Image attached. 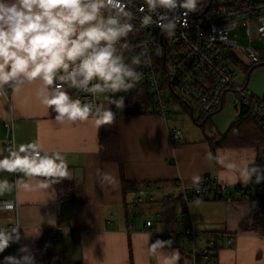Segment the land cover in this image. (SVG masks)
Segmentation results:
<instances>
[{
  "label": "crops",
  "instance_id": "obj_1",
  "mask_svg": "<svg viewBox=\"0 0 264 264\" xmlns=\"http://www.w3.org/2000/svg\"><path fill=\"white\" fill-rule=\"evenodd\" d=\"M227 1L233 4L246 0ZM239 28L246 33L245 27ZM238 29L235 34L239 43L242 34ZM257 53L264 62V52ZM236 56L237 65L232 64L237 70L238 82H250L251 73H247L240 63H246V59L244 56L242 59L241 54ZM241 74L244 81L240 79ZM39 87V82L26 84L19 93L13 95L9 91L8 97H0V150L8 145L5 126L14 121L13 139L17 145L38 141L49 153L59 151L65 157L68 173L58 181L64 187L62 193L76 200L69 204L61 202L58 181L48 191H17L13 184V191L0 199L14 201L16 208L11 211L0 209V225L18 224L22 239L17 243V252L13 251V243L0 254V260L4 256L21 255L20 247L28 245L36 264H44L38 256L44 259L45 252L39 247L46 245L52 256L65 260L66 264H162V256L149 252L150 245L161 240L171 241L170 246L162 250L165 254L178 250V264H264V236L255 229L242 230L243 223L251 216V206L236 191L253 182H237L221 165L209 159V153L216 154L220 150L221 154L228 152L237 163L250 164L254 159L257 164L264 147L238 140L237 135L243 131H231L237 120L229 131L213 130L211 119L219 110L209 115L206 125L201 126L209 116L198 109L201 114L196 118L192 103L184 97L173 99L178 105L175 111L190 116L203 130L202 135L200 131H194L197 125H192L194 130L185 132L187 141L175 146L169 133L178 129L169 125L172 116L176 117L175 113L171 115L172 107L169 120L151 109L146 111L145 107L142 113L118 114L122 164L103 162L100 155L101 127L98 128L91 119L75 123L56 122V114L36 97ZM228 95L233 94H227L223 107ZM105 173L110 180L102 179ZM194 174L202 177L201 182L218 177L233 191L235 199H197L189 203L185 215L178 213L177 218L167 215L161 201L150 204L143 201L131 210L132 203L138 200L136 191L141 187L149 185L170 192L173 199H178L182 195L175 185L182 183L188 189L195 188L191 181ZM0 178L14 182L16 175L3 173ZM78 198H81L80 202ZM157 214L161 217L158 218ZM149 219L155 220V236L147 230ZM189 228L202 234V239L196 242L198 251L207 248V235L220 234L233 240L225 242L212 256L199 253L194 261L187 255L192 251V245L184 236Z\"/></svg>",
  "mask_w": 264,
  "mask_h": 264
},
{
  "label": "clouds",
  "instance_id": "obj_2",
  "mask_svg": "<svg viewBox=\"0 0 264 264\" xmlns=\"http://www.w3.org/2000/svg\"><path fill=\"white\" fill-rule=\"evenodd\" d=\"M198 3L142 0L137 7V0H0V96L7 97L9 91L14 95L26 84L39 82L36 97L56 114V122L91 119L98 128L110 124L114 113L97 98L108 96L117 108L124 106V97L116 98V94L133 90L144 78L137 66L151 63L146 47L129 62L126 55L133 47L129 34L155 25L164 36L171 37L180 24L179 11L195 12ZM69 89L83 95L73 98ZM14 126L13 121L10 127ZM5 151L7 155H3ZM209 159L237 182L264 183V168L256 166L254 159L250 164H240L220 150L209 153ZM3 173L19 175L14 182L0 178V197L11 193L13 184L17 191L52 190L66 177L68 166L59 151L49 153L38 141L17 145L13 140L0 150ZM102 179L111 177L105 173ZM201 180L198 174L191 177L197 191ZM13 207L12 201L0 199V209L11 211ZM20 228L6 230L0 226V254L21 241ZM170 244L156 240L149 252L162 256V264H178V250L162 251ZM19 252V256H4L0 264H36L28 245L21 246Z\"/></svg>",
  "mask_w": 264,
  "mask_h": 264
},
{
  "label": "built area",
  "instance_id": "obj_3",
  "mask_svg": "<svg viewBox=\"0 0 264 264\" xmlns=\"http://www.w3.org/2000/svg\"><path fill=\"white\" fill-rule=\"evenodd\" d=\"M140 2L142 0H137V7ZM178 15L180 24L171 37L164 36L155 25L129 34L128 41L133 46L126 55L129 62L132 55L146 47L151 63L137 66V70L144 73V78L133 90L121 92L120 96L142 99L149 103L155 114L169 120L171 104L169 97L172 100L184 97L190 103H196L198 109L205 116H209L219 110L224 105L227 94L232 93L239 115L256 119L264 131V98L254 94L246 83L238 82L237 70L232 64L238 61L237 54L243 55L246 59V63L243 64L242 61L240 63L246 68L247 73H251L252 69L262 63L261 56L255 49L239 46L235 32L239 26H243L251 41L264 37V0H246L233 4L227 0H199L195 12L185 14L184 10H180ZM133 23L138 26V20ZM68 91L74 98H81L83 95H77L75 89ZM97 100L107 108L101 97ZM81 102L85 101L81 99ZM11 122L5 126L8 144L14 140ZM169 133L175 146L187 141V134L182 130L172 129ZM256 166L264 168V149ZM253 185L264 190V183L253 182ZM175 188L184 200L179 209L180 215H185L189 203L197 199L221 197L225 201L233 200V191L218 177L201 182L198 191L196 187L188 189L182 183L176 184ZM136 194L139 203L144 201L150 204L173 199L170 192H163L149 185L141 187ZM12 202L14 210L16 205L14 201ZM156 216L159 218L161 214ZM154 224V219H149L146 223L147 230L153 236L156 235ZM12 226L19 225L3 227L7 230ZM184 236L192 245V251L187 255L194 261L199 253L207 257L211 254L210 249H219L225 242L231 243L233 240L226 239L220 234L212 235L206 240L207 248L198 251L196 242L202 239V234L194 228H189L184 232ZM13 251H18L17 243L14 244Z\"/></svg>",
  "mask_w": 264,
  "mask_h": 264
},
{
  "label": "trees",
  "instance_id": "obj_4",
  "mask_svg": "<svg viewBox=\"0 0 264 264\" xmlns=\"http://www.w3.org/2000/svg\"><path fill=\"white\" fill-rule=\"evenodd\" d=\"M124 100V106L120 107L122 108V113L138 114L142 113L143 107L146 108V111L150 109L149 103L143 101L142 99L124 98ZM118 117V114L114 113L113 121L110 124L102 126L100 129V155L103 162H118L122 164ZM231 131H235L233 133H236V131H243L237 135V139L240 140L243 144L245 142H252L256 145H262L264 147V131L262 130L259 121L254 118L239 116ZM60 185L61 183L58 181V188L61 192V202L66 204L73 203V201H75L76 199L70 195L67 198L66 195L62 193V188ZM130 188L134 189L135 187L130 186ZM236 191L237 193H240L241 198L248 201L251 206V216L245 223H243L242 230L255 229L260 233V235L262 234V236H264V190L252 184L250 186H247L246 188H237ZM216 199H221V197H216ZM233 199H235L234 194ZM77 200H79L80 202L81 198H78ZM183 202L184 200L181 196L178 199L166 201L162 200L161 204H163V208L167 210V215L169 217L175 216L177 218L179 209L182 206L181 204H183ZM212 235H207V239L212 237ZM216 235L217 234H214L213 236ZM39 249H42L45 252V256L43 255L44 259L38 256V258L42 260L44 264H66L65 260L63 261L60 258L52 256L50 253V249L47 248L46 245H41ZM216 250L218 249H210L211 254L208 256H212L213 253L216 252Z\"/></svg>",
  "mask_w": 264,
  "mask_h": 264
},
{
  "label": "rangeland",
  "instance_id": "obj_5",
  "mask_svg": "<svg viewBox=\"0 0 264 264\" xmlns=\"http://www.w3.org/2000/svg\"><path fill=\"white\" fill-rule=\"evenodd\" d=\"M238 31L242 34L239 37V45L241 47H243V48L252 47L257 52H261V53L264 52V37H262L261 39L258 38L256 40L251 41L249 39V37L246 35L244 29L239 28ZM258 55H259V53H258ZM241 56L243 59V55H241ZM263 63L264 62H262L259 66H257V68L253 72H251L249 88L252 89L251 91L254 94H256L259 97L264 98V65H263ZM243 74L245 75V71L243 72ZM244 75L241 74V76H240L241 80L244 79ZM119 97H120V94L117 93L116 98H119ZM135 98H137V97H135ZM169 99L171 100V104H172L174 101L171 99V97H169ZM101 100L106 104L107 108H111L112 111H117V114H119V116H122L121 108L120 107L117 108L115 105H113L108 96H101ZM234 101H235L234 96L228 95L227 103L223 107L222 111H220L219 113L212 116L210 126L212 127L213 130L217 129L218 131H222V132L229 131L232 124H234V122L237 120V117L240 114V112H238V110L236 109V107L234 105ZM171 104H170V107H172V112H173V113L171 112V108H170L171 115L174 113L176 114V117H173L174 116L173 115L171 120L169 121V125L172 128L176 127L179 130L181 129L183 132H186V131L194 130V127H196V125H197L198 128L194 131H200V134H202L201 131H203V130L201 128H199V125L197 123H195L190 116L185 115V113H183L182 111H180V112L175 111L174 108L177 109L178 105H176V103H173L171 106ZM192 106L196 111V113H195L196 118H200L201 113L198 110L197 104L193 103ZM207 131H209V127L207 128ZM60 186H61V188H64L62 185H60ZM141 204L142 203H139L137 200L136 202L132 203L131 210L135 209L136 206H139Z\"/></svg>",
  "mask_w": 264,
  "mask_h": 264
},
{
  "label": "water",
  "instance_id": "obj_6",
  "mask_svg": "<svg viewBox=\"0 0 264 264\" xmlns=\"http://www.w3.org/2000/svg\"><path fill=\"white\" fill-rule=\"evenodd\" d=\"M246 86H249V82L248 81L246 82ZM222 109H223V106L219 109V111H222ZM210 117L211 116L207 117L206 120L203 122V124L201 126L206 125V123H207V121L209 120Z\"/></svg>",
  "mask_w": 264,
  "mask_h": 264
}]
</instances>
